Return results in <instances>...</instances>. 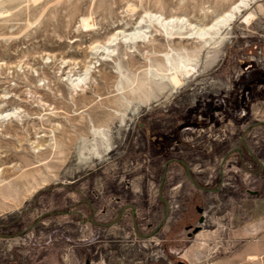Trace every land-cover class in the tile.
I'll return each mask as SVG.
<instances>
[{
    "label": "rangeland",
    "instance_id": "obj_1",
    "mask_svg": "<svg viewBox=\"0 0 264 264\" xmlns=\"http://www.w3.org/2000/svg\"><path fill=\"white\" fill-rule=\"evenodd\" d=\"M238 1L0 0V264H264V166L223 162L246 126L242 62L264 67V0L206 45L191 35ZM168 60L190 68L181 81L155 75ZM253 102L248 120L264 121V86ZM193 116L195 181L220 189L171 165L164 221L179 148L154 161L145 133ZM213 137L229 144L211 153ZM248 139L264 162V126Z\"/></svg>",
    "mask_w": 264,
    "mask_h": 264
},
{
    "label": "flooded vegetation",
    "instance_id": "obj_2",
    "mask_svg": "<svg viewBox=\"0 0 264 264\" xmlns=\"http://www.w3.org/2000/svg\"><path fill=\"white\" fill-rule=\"evenodd\" d=\"M242 67L244 70L242 72L241 77L239 78V80L241 81V83L243 85L242 92L240 94V103H241V105L245 111L243 113V116H246L247 119L240 122V125H243V124L246 125L244 130H243L242 136L246 130H247V132H246V135L244 138H242V136H241L238 139V144L239 143L242 144L241 149L247 148V147H248L247 149H250L251 146H249V144H248V140H249L248 138H249L250 134L254 131V129L260 128L261 126H264V121H260L258 118H256L255 121H253L251 123L248 120L249 115L252 114L253 108H254V102H253L254 94L260 86H264V67H260L257 64H255L254 62H250L248 60L242 62ZM256 106H259V104H257ZM222 110H223V108L220 106H215V107L211 108V110H210L211 115L209 116L208 122L213 123L215 121L214 114L216 112H221ZM202 124H203V120L200 117H198V116L194 117L193 116L187 120H183L181 123L176 125L172 130L166 129L167 131H165L164 130L165 128H161V130L158 131L154 127V122L149 123L148 128L145 127V128H147L146 133H145V140L149 141V143L151 145V146H149V149H150V153L152 154V158L154 161H157V158H160V157L163 158L166 155H169V151L172 150L174 147L179 148L178 153L173 154L172 156H169L166 159V161L163 163V167L161 170V176H160V180H159V185H158V189H157V195L160 198H161V196L164 195L166 186L168 184V180L171 177V176H169V172H171V170H170L171 165L176 164V165L182 166L185 170V175L187 177H189L188 173H187V168L184 165V162H185L189 166L190 173H191L193 179L195 180L194 174L192 172V167L190 166L193 159L198 158V157L194 156L195 152H196V149L194 147L195 145H193V147H192L189 144H187L186 142H184L185 140L183 137V133L186 130H192V129H196L198 127H201ZM198 135H200V134H198ZM212 139L214 140V142H212V146L210 148L211 153H215V152L219 151L221 148H223L229 144L228 140L225 137L222 139L221 144L216 142L215 137H213ZM170 143H171V145H170ZM238 144H237V146H238ZM152 145H154V146H152ZM185 153H187V155L184 157L183 154L185 155ZM226 154H227V152L224 154V156ZM229 156L226 158V160L229 158ZM191 158H193V159H191ZM245 159H246V157H244V160ZM165 171H166V174L164 176ZM160 186H161V188H160ZM124 210H131L132 211V209H131V207H129V205H126L124 207L123 211ZM103 211H104V209H103ZM199 211L202 212V210H199ZM120 213H121V211H119L118 218L120 217ZM121 219H122V217L120 218V220ZM190 227L191 226H187V229H190ZM178 264H184V263H183V261H179Z\"/></svg>",
    "mask_w": 264,
    "mask_h": 264
},
{
    "label": "bare ground",
    "instance_id": "obj_3",
    "mask_svg": "<svg viewBox=\"0 0 264 264\" xmlns=\"http://www.w3.org/2000/svg\"><path fill=\"white\" fill-rule=\"evenodd\" d=\"M251 0H239L237 3H235L232 8L229 10V12L227 14H225L224 16L222 15V17H220L216 22H214L213 24H211L210 26L208 27H205V28H199V30L197 31H193V33L191 35L193 36H196L198 39H200L204 45H206L209 41V37L211 36H215L217 34H219V31L225 26L227 25L228 23H230L232 20H234L237 15L249 4ZM165 20V19H164ZM175 21V20H174ZM173 20L170 19V21L168 20H165L163 22L164 25L166 24H171L174 22ZM178 21V20H177ZM182 22V21H181ZM196 28V27H195ZM141 30V29H140ZM148 32V31H147ZM132 33V32H131ZM142 33H145V31H140V32H136L135 33H132V34H128V35H125V38L126 40H135L137 39L138 37H142ZM124 34V33H123ZM145 36V35H144ZM145 37L142 38V40L144 39ZM148 37H146L147 39ZM186 39V38H185ZM141 41V40H140ZM145 41V40H144ZM143 41V42H144ZM125 44V43H124ZM168 58V57H167ZM167 63L169 64L168 67L167 66H160L158 68V70H156V76L158 78L161 79V81H163L162 79L164 78H168L169 75L167 76L166 73H164L166 70H169L170 72V69H174L172 71H174V78L177 80V81H181V78H180V74L181 72H183L182 70H186V72H189L190 68L188 69L187 68V65L186 63H184L183 61H179L177 62L176 64H173V62L171 61H167ZM191 67V66H190ZM194 69V68H193ZM192 72V71H191ZM173 73V72H172ZM153 76V75H152ZM172 76V75H171ZM147 81L149 80H152V79H149L147 78L146 79ZM143 83V82H142ZM181 83V82H180ZM158 84V83H157Z\"/></svg>",
    "mask_w": 264,
    "mask_h": 264
},
{
    "label": "water",
    "instance_id": "obj_4",
    "mask_svg": "<svg viewBox=\"0 0 264 264\" xmlns=\"http://www.w3.org/2000/svg\"><path fill=\"white\" fill-rule=\"evenodd\" d=\"M246 132H247V130L244 132L242 138L245 137ZM241 147H242V144L239 143L238 146H236V147L230 149V150L227 152V154L224 156V158H223V162L226 161V158H227L229 155H231L232 153H234V152L240 150ZM247 148H248V147H247ZM184 165H185L186 168H187V173H188V176H189L190 180L192 181V183H193L196 187H198V188H200V189H202V190H207V191H218V190L220 189V185H221V183H220V185H219L218 188H212V189H210V188H205V187L200 186V185H199V184L193 179V177H192V175H191V173H190V168H189V166H188L185 162H184ZM221 173H222V172H221ZM165 174H166V171L164 172V176H165ZM160 188H161V186H160ZM161 200H162V201L165 203V205H166V213H165V216H164V221H165V220L167 219L168 215H169V212H170V204H169V201H168L167 199H165L163 196H161ZM129 207H131V209H132V213L135 214V213H136V209H135L136 207H134L133 205H129ZM121 216H122V212L120 213V217L117 219L116 222H118V221L120 220ZM204 221H205V217L202 215V216L200 217V219H199V224L204 223ZM135 227H137V224H136V223H135ZM201 228H202L201 225H197L195 228H193V231H192L191 233H189V235L192 236L193 234H196L198 231L201 230ZM151 235H152V234H151Z\"/></svg>",
    "mask_w": 264,
    "mask_h": 264
},
{
    "label": "crops",
    "instance_id": "obj_5",
    "mask_svg": "<svg viewBox=\"0 0 264 264\" xmlns=\"http://www.w3.org/2000/svg\"><path fill=\"white\" fill-rule=\"evenodd\" d=\"M253 135H255V134H253ZM244 157H246V159L251 158V160H253L256 165L260 166L259 170H260V168H262L264 166V162L260 158L258 159L256 157V155L252 152V149L250 147V149L243 148V149H241V150H239V151H237V152H235L229 156L228 160L229 159L231 161L233 160L236 163V165L232 164L231 167L235 166L236 168L243 169L244 171H248L249 173H254L248 169L250 167V163L246 162L248 167L245 166V164L243 162ZM258 173H260V171Z\"/></svg>",
    "mask_w": 264,
    "mask_h": 264
}]
</instances>
